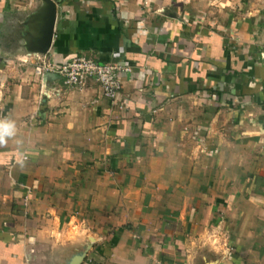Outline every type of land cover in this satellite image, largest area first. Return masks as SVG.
<instances>
[{
  "label": "crops",
  "instance_id": "0c3cea01",
  "mask_svg": "<svg viewBox=\"0 0 264 264\" xmlns=\"http://www.w3.org/2000/svg\"><path fill=\"white\" fill-rule=\"evenodd\" d=\"M52 1L43 51L0 0V264H264V0ZM85 53L114 100L46 71Z\"/></svg>",
  "mask_w": 264,
  "mask_h": 264
},
{
  "label": "built area",
  "instance_id": "2783aa9c",
  "mask_svg": "<svg viewBox=\"0 0 264 264\" xmlns=\"http://www.w3.org/2000/svg\"><path fill=\"white\" fill-rule=\"evenodd\" d=\"M121 66L114 60H102L97 55L79 54L68 61L47 65L46 71L57 76L68 87L84 86L94 82L102 95L114 100L121 89L119 80Z\"/></svg>",
  "mask_w": 264,
  "mask_h": 264
},
{
  "label": "water",
  "instance_id": "95a60500",
  "mask_svg": "<svg viewBox=\"0 0 264 264\" xmlns=\"http://www.w3.org/2000/svg\"><path fill=\"white\" fill-rule=\"evenodd\" d=\"M49 4V16L47 17L44 27L42 29V35H41V41L39 43V46L41 50L45 51L51 42L52 35H53V26L55 21V15H56V4L52 0H48Z\"/></svg>",
  "mask_w": 264,
  "mask_h": 264
},
{
  "label": "clouds",
  "instance_id": "9594fccd",
  "mask_svg": "<svg viewBox=\"0 0 264 264\" xmlns=\"http://www.w3.org/2000/svg\"><path fill=\"white\" fill-rule=\"evenodd\" d=\"M14 125L8 121H0V139L13 135Z\"/></svg>",
  "mask_w": 264,
  "mask_h": 264
},
{
  "label": "rangeland",
  "instance_id": "374dc122",
  "mask_svg": "<svg viewBox=\"0 0 264 264\" xmlns=\"http://www.w3.org/2000/svg\"><path fill=\"white\" fill-rule=\"evenodd\" d=\"M8 31L5 38L7 40H9V45L12 47H14V45L16 46L18 44V41H17V34L14 32V31H11V27L8 28Z\"/></svg>",
  "mask_w": 264,
  "mask_h": 264
}]
</instances>
